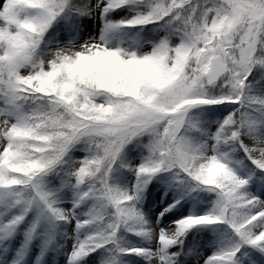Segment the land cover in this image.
<instances>
[{"label":"snow or ice","instance_id":"6c2138e0","mask_svg":"<svg viewBox=\"0 0 264 264\" xmlns=\"http://www.w3.org/2000/svg\"><path fill=\"white\" fill-rule=\"evenodd\" d=\"M58 256L264 264V0H0V264Z\"/></svg>","mask_w":264,"mask_h":264},{"label":"rangeland","instance_id":"374dc122","mask_svg":"<svg viewBox=\"0 0 264 264\" xmlns=\"http://www.w3.org/2000/svg\"><path fill=\"white\" fill-rule=\"evenodd\" d=\"M249 188L253 191H258V187H253L252 185H249ZM181 195V189L177 187H166L164 186L163 188H159L158 190L154 191L152 194L154 200L150 205H146V202L143 200L141 206L143 207L144 211L146 213L150 212H158L159 210H162L168 203H170L172 200H176L179 198ZM208 194L206 193V196ZM181 204L185 206V212L190 211L192 209H197L201 210L206 207H208L207 199L199 200L195 196H185L183 200H181ZM179 207V206H177ZM173 211H176V209H173ZM167 215V213H166ZM129 239L134 240L135 242L139 243L140 242V237H132L131 234L128 235ZM186 243H188L186 241ZM67 243H65V247H67ZM215 247L214 242L208 243L205 248L199 249L200 251H206V250H211L212 248ZM95 255V254H93ZM56 264H61V257H56Z\"/></svg>","mask_w":264,"mask_h":264},{"label":"trees","instance_id":"16d2710c","mask_svg":"<svg viewBox=\"0 0 264 264\" xmlns=\"http://www.w3.org/2000/svg\"><path fill=\"white\" fill-rule=\"evenodd\" d=\"M142 155L143 153L141 152V150L139 148L130 146V151L127 153V155L125 156V159L133 162V163H139L140 160L142 159ZM133 176L132 172L127 170V169H123V168H118L117 171H115L113 173V177L115 179V182L119 183L120 185H127L129 183H131V177ZM173 181L171 179L170 176H168L167 174H161L157 177H154L151 184L149 185V192L152 188L160 186L162 184H173ZM147 192L145 194V196L148 195ZM197 197L204 199V196L206 195L205 192L202 191H197L196 192ZM208 236L211 237V239L218 240V234L216 232H213L211 230L208 231Z\"/></svg>","mask_w":264,"mask_h":264}]
</instances>
